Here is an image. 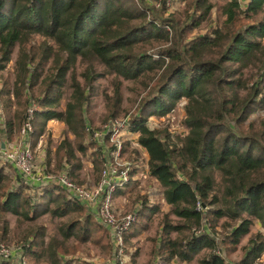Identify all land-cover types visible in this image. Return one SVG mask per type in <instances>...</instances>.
Listing matches in <instances>:
<instances>
[{
  "label": "trees",
  "instance_id": "trees-1",
  "mask_svg": "<svg viewBox=\"0 0 264 264\" xmlns=\"http://www.w3.org/2000/svg\"><path fill=\"white\" fill-rule=\"evenodd\" d=\"M189 1L191 10L185 7L174 18V11L163 14V3L153 7L144 0H0V69L16 47L11 87L0 85V140L17 133L32 105L30 144L46 121L63 122L72 140L65 136L57 144L55 167L76 176V153L96 143L85 130L90 127L85 112L93 82L103 73L111 75L110 94H104L106 118L111 119L121 112L122 79H152L144 83L146 93L129 115L148 173L162 187L169 207L153 240L151 264L175 258L188 262L199 251H204L197 257L199 264H253L264 247L259 230L240 247L235 261L222 254L236 249L254 220L264 228V0H223L208 30L186 35L212 5ZM100 65L107 73L98 70ZM65 86L69 92L60 104ZM180 98L183 134L146 124L150 114L170 112ZM127 144L125 140L123 152ZM104 151L101 145L91 150L95 170ZM0 189V212L16 217L83 208L56 184L34 187L19 181L6 161H0ZM136 199L140 207L123 232L124 240L144 229L143 218L157 210L145 195ZM76 224L84 236L105 232L90 214H83L58 227L61 238L71 236ZM6 228L2 219L0 238ZM42 232L37 224L16 240L28 264H37L44 253L53 264H68L58 252L64 250L59 243L43 252ZM134 254L130 264H135ZM0 264L11 262L0 259Z\"/></svg>",
  "mask_w": 264,
  "mask_h": 264
},
{
  "label": "rangeland",
  "instance_id": "rangeland-1",
  "mask_svg": "<svg viewBox=\"0 0 264 264\" xmlns=\"http://www.w3.org/2000/svg\"><path fill=\"white\" fill-rule=\"evenodd\" d=\"M212 5L210 7L209 14L205 16V18L201 19L198 25L192 29H190L189 32H187L186 35H192L196 34L198 32H204L208 30L209 26L214 22L213 18L216 14V8L218 9V6L223 2V0H208ZM190 1L189 0H182L180 4H173L169 8V12H175L172 16L174 18H179L182 12L185 10V7H187V10H191L192 6H189ZM202 9V5L198 7L197 10ZM168 12V13H169ZM163 14H167V12H164ZM171 31H169V34ZM140 45V44H137ZM156 47L148 48L147 50H152ZM16 47H14L11 55L10 60L5 64L4 67L0 69V85L4 83V85L7 88L11 87L12 79H13V73H12V61L15 56ZM79 70L78 67L75 68V71L77 72ZM98 70H104L105 68L100 65L98 67ZM106 72V71H105ZM107 73V72H106ZM148 76H155L151 72H147ZM110 74L103 73L100 77H98L93 82V90L92 94L90 95V100L86 108L85 116L89 120L90 127H94L95 130H100L103 128L104 125H107L108 120L110 117L106 118V112H105V101H104V94L106 95L110 94L111 84H110ZM80 79V77L78 76ZM154 79V78H153ZM143 80L144 82H142ZM152 81L148 78H137V79H122L119 84V91H120V113L115 115L114 117H120V115L128 113L127 116H129L141 95L146 93L147 87L145 86ZM69 89L65 86L63 95L61 97V101H64L68 95ZM182 98L177 100L175 107L166 114L162 115H154L150 114L146 119V124L149 127H155L157 129H163L166 128L168 131H170L172 134L175 135H181L185 132V126L183 125L181 119L183 117V112L180 109V106L182 104ZM59 104V105H60ZM58 105V107H59ZM10 111L15 107V101L12 99V103L9 106ZM125 112V113H122ZM259 112V111H257ZM261 114V112H259ZM67 136L69 140H72V136L70 133L67 132L65 129V125L63 122L59 120H53L52 122H46L44 125V129L42 134L37 138L34 145H31L36 152V154H43L47 160L49 159V168L52 170L57 169L55 167V158H54V150L59 143V141ZM13 140L15 139L14 136ZM5 140V139H4ZM10 140V139H9ZM89 138L86 137V141H88ZM124 141V140H123ZM0 142H3L0 140ZM99 144L94 143L92 147H88L84 153L77 152L76 155L78 156L80 160V166L78 169H76V176H73V178L79 182L83 183L87 186H92L94 182L98 178V174H100L99 170L100 167H98L96 170L92 166V158L93 155L91 153V150H93L95 147H98ZM112 145V143L108 140L104 142V146L109 147ZM126 151L121 152L119 155L117 162L122 164V162H134L137 167L141 168L139 172H135V181L133 184L124 192H121L118 196L113 198L112 203V209L115 214V216H122L123 214L129 212L133 206V199L136 198L138 195H145V197L150 198V200L153 203L157 204V210H155L153 213H151L150 216L144 217L146 227L139 231L136 235L127 238L124 240V246L127 250V253L135 252L134 254V260L135 264H151L152 257H153V248H154V238L158 234L160 229V219L162 216V213L166 212L168 210V205L164 202L162 198V187L159 185V183L155 180L153 176H151L149 173L146 172L147 167H145V156L146 154L142 150L141 147H139L137 144L133 142H128L126 146ZM105 153V151H104ZM103 154V152H102ZM132 157H134L133 160ZM101 166V162H100ZM0 199H2V193L0 189ZM81 204V203H80ZM52 205V204H51ZM83 206L82 210L80 212L75 210H70L68 212H65L62 215H54L50 213L49 211L39 213L35 218L27 219L22 216H15L9 211L0 212V232H1V225H2V219L6 222V233L4 238H0V241H3L5 243H16V240H18L19 235L23 233H27V231L34 227L37 224H41L43 226V234H42V250L43 252H47V248L53 247L55 243H59L64 250H59L58 252L62 254L63 259L68 261V264H74V263H80L82 261H88L91 264H110V257L112 252V243L110 240V237L108 233L102 232L101 229L94 230V232L88 233L86 236L83 235L80 226L75 225V227L72 229V235L67 237L66 239H62L58 227L61 224L68 223L71 219H82L83 214H92L90 213V208L86 207L85 204H81ZM59 207V206H58ZM174 220H176V217L171 215ZM93 217V216H92ZM95 220V219H94ZM100 224V223H98ZM102 228V224H100ZM217 231V237L219 238V230H222V227L216 228ZM259 230L261 233L264 234V228L259 226L257 221H253V223L249 226V230L246 234L242 235L239 239V242L237 244V247L234 251L226 252L222 254V257L225 260L229 261H235L239 256L241 255V249L240 247L244 245L248 239V237L252 236L254 232ZM80 237V238H79ZM98 238V239H97ZM204 253L199 251L198 253L194 254L193 257L188 262H182L179 259H171L168 262L159 264H199L197 261V257L201 256ZM130 260V259H129ZM157 261L154 264H158ZM11 264H14V262H11ZM37 264H53L50 260V258L44 253L41 258H39ZM130 264V262H129ZM253 264H264V247L262 251L260 252V255L257 259L254 260Z\"/></svg>",
  "mask_w": 264,
  "mask_h": 264
},
{
  "label": "built area",
  "instance_id": "built-area-1",
  "mask_svg": "<svg viewBox=\"0 0 264 264\" xmlns=\"http://www.w3.org/2000/svg\"><path fill=\"white\" fill-rule=\"evenodd\" d=\"M144 1L153 7H158L163 3L166 12H169V8L173 4L178 5L182 2V0ZM31 108L32 105L27 107L28 116ZM127 114L109 119L107 125H104L100 130H95V128L91 130V127H85L87 134L90 135L89 138L91 137L94 142L105 148L100 174L92 186L77 182L64 169H50L46 162L47 158L43 154H36L27 139V133L31 130L28 116L21 123L14 135V140L11 138L0 142V161H6L12 165L18 173L19 181L34 187L43 184H56L69 198L90 208V213L95 221L102 224L110 237L112 243L110 264H129V253L124 246L123 232L136 219L141 201L140 199L134 200L131 210L120 217L115 216L113 212L114 195L120 190L126 191L135 181L136 174L134 173L141 169L134 162L124 161L122 164L117 162L125 140L137 144L136 132L130 129L131 123ZM108 140L112 143L110 145L112 147L107 150L108 147L104 146V142ZM145 167H147L146 158ZM146 172L148 173L147 169ZM147 202L152 203L150 198ZM0 259L14 262V264H28L20 245L13 242L0 241Z\"/></svg>",
  "mask_w": 264,
  "mask_h": 264
},
{
  "label": "crops",
  "instance_id": "crops-1",
  "mask_svg": "<svg viewBox=\"0 0 264 264\" xmlns=\"http://www.w3.org/2000/svg\"><path fill=\"white\" fill-rule=\"evenodd\" d=\"M53 120H55V119H52V120L49 119L48 122H52ZM46 122H47V121H46ZM11 138H13V137H11ZM11 138H10V139H11ZM119 194H121V193H116V194L114 195V197L118 196Z\"/></svg>",
  "mask_w": 264,
  "mask_h": 264
}]
</instances>
